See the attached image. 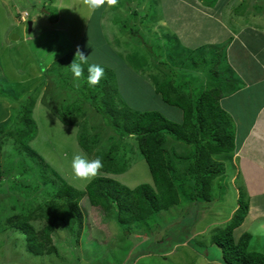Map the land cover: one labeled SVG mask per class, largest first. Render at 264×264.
Returning a JSON list of instances; mask_svg holds the SVG:
<instances>
[{
    "label": "rangeland",
    "instance_id": "1",
    "mask_svg": "<svg viewBox=\"0 0 264 264\" xmlns=\"http://www.w3.org/2000/svg\"><path fill=\"white\" fill-rule=\"evenodd\" d=\"M186 2L211 15L189 11L192 8ZM47 11L55 17V24ZM28 22L32 23L30 33ZM214 23L221 25L216 27ZM192 30L208 32L214 36L212 40L210 35L200 37L211 42L220 34L222 39L230 34L232 42L227 38L221 48L190 46L188 51L185 43L189 41L179 38L178 33ZM78 50L88 57L82 65L83 76L74 79L70 64L73 60L79 62V57H75ZM259 54L264 57V0H117L115 6L105 4L95 11L87 0H0V190H9L13 183L30 186L23 196L17 190L0 193V264H208V259L217 257L218 250L222 260L226 256L217 245L209 246V250L206 247L210 237L233 218L239 201L247 208L253 204L257 208L251 210V215L247 213V219L244 217L233 231V238L251 235L248 250L264 255V232H257V227L264 224V197L250 198L238 171L240 160L235 161L234 154L213 157L222 164L223 174L210 183L211 204L198 201L186 208L183 204L173 207L161 212L158 218L161 223L151 227L130 223L125 214L118 220L114 219V212L104 217L85 197L79 203L82 225H74L72 231L55 228L51 232L55 252L33 256L22 234H15L8 222L16 215L41 214L46 201L44 192L54 191L60 184L51 169L74 189L85 190L90 181L76 178L71 168L72 158L77 154L95 159L79 147L82 137L93 154L101 157L116 148L115 167H125L122 175L99 172L102 175L97 177L109 178L130 189L152 186L136 137H120L88 104L85 85L89 65L104 68L100 83L91 86L99 95L106 84L113 83L119 107L133 112L157 111L180 123L181 112L167 106L156 94L157 88L170 81L179 88L178 96L180 92L190 94L191 90L196 95L215 84L223 90L232 87L234 81L241 86L243 79L231 75L238 76L248 63L257 62ZM252 56L254 60L250 61ZM248 69L254 70L251 66ZM187 74L195 77V81L200 80L184 85L189 80L181 78ZM245 94L236 98L241 100L240 104ZM231 97L225 107L231 104ZM30 100L36 135L28 144L43 161L34 159L35 166L17 177L20 172L17 161L24 163V159L12 151L14 144L8 140L20 128L22 106L25 102L27 106ZM260 100L241 111V117L226 108L235 117L236 120L231 116L240 134L247 128L244 125L252 119L253 106ZM67 109L73 112L63 117ZM163 149L173 168L188 177L192 148L168 139ZM247 182L249 187L254 186V181ZM44 223L36 222L35 229H42ZM198 231L201 237H196ZM185 242H190V248H185L186 244L179 247Z\"/></svg>",
    "mask_w": 264,
    "mask_h": 264
},
{
    "label": "trees",
    "instance_id": "2",
    "mask_svg": "<svg viewBox=\"0 0 264 264\" xmlns=\"http://www.w3.org/2000/svg\"><path fill=\"white\" fill-rule=\"evenodd\" d=\"M48 14L51 15L49 12ZM51 17V22L55 24V17L51 15L48 18ZM184 78L189 80L184 82V85H188L193 77L187 74L181 79ZM85 88L88 104L106 119L108 125L114 128L120 137H136L139 154L147 165L153 184L129 189L109 178L97 177L81 192L68 185L45 164L60 184L54 191L44 192L46 201L43 204L45 207L40 209L41 214L16 215L13 221L8 220L11 222L9 228L17 235L22 234L26 248L33 256H44L55 252L51 246L53 235L51 232L55 228L63 227L72 231L74 225L79 227L82 225L79 203L85 197L94 210L100 209L103 212L104 217L114 212V219L118 220L119 216L125 214L130 223L148 225L161 223L158 219L160 213L173 207L188 206L198 201L208 204L209 192L212 191L211 182L223 174L222 164L214 161L213 157L233 155L240 148L241 143L236 142L235 127L231 117L219 105L222 92L218 87L211 86L196 95H192L193 90L187 95L180 92L178 96L176 93L179 88L173 87L170 81L164 82L163 87L157 88L155 92L160 95L161 100L167 106L181 112L180 123L168 120L157 111L133 112L128 108L119 107L116 100L117 90L113 83L104 86L102 96L91 86L85 85ZM26 103L22 106L24 116L20 130L18 129L8 140L14 144L12 151H16L17 155L24 159V163L17 161L20 165L17 177L27 174L35 166L34 159H38L40 163L43 161L28 144L36 135V127L35 121L31 118L33 102L30 100L27 106ZM72 112V109H67L62 113L63 117H68ZM168 139L192 148L193 162L188 177L179 174L168 160L163 149ZM78 145L88 156L101 158L103 168L100 172L111 175H121L125 172V167H115L113 155L116 148L113 147L108 154L101 157L93 154L83 137L78 141ZM26 163H29L28 166ZM28 187L30 186L24 187L13 183L9 190H13L12 192L17 190L23 196ZM9 190L2 188L0 193ZM247 213V206L239 201L233 218L227 222L225 228L218 230L209 239V246L217 245L223 249V254L226 255L223 257L225 264H264V255L248 251L251 235L243 234L238 239L233 238V231L243 223ZM40 221L45 222L42 229H35L34 224ZM209 246L206 247L208 250Z\"/></svg>",
    "mask_w": 264,
    "mask_h": 264
},
{
    "label": "crops",
    "instance_id": "3",
    "mask_svg": "<svg viewBox=\"0 0 264 264\" xmlns=\"http://www.w3.org/2000/svg\"><path fill=\"white\" fill-rule=\"evenodd\" d=\"M186 3L188 6H190L192 8V9L187 8L189 11H192V12L196 11V14H198V15L204 14L207 17H209L211 15V13H209L207 11L206 12L203 11L201 9V7H196L195 5H193L190 2L189 3L191 5H189L188 2H186ZM184 9H183V11H184ZM188 21H189V23L190 22L192 23V20L188 19ZM205 24L209 25L210 22H205ZM214 24L216 25V27H219L221 25V23H214ZM211 28H213V26ZM221 31H223V30H221ZM178 34H179V38H183V39L185 38L187 41H189V43H185V46H188L187 47L188 51L191 48L190 46H195L196 48L200 47V46H217V48H221L222 47L221 45L225 44V42L231 38L230 34H228L229 36H227L225 39H222L223 34H220L219 36L215 37V39H214L215 41L213 40L211 42V41H209V38L207 39V41H205L204 38L202 39L200 37L202 34L209 36L210 34L208 32L197 33V32H193V30H192V31H188V32L186 31V33L180 32ZM210 36H211L210 40H212L214 38V36H212V35H210ZM230 41H231V39L229 40V42ZM179 47L183 48L182 45H179ZM194 50H191V51L193 52ZM181 54H185V53L181 52ZM243 60H244V58H243ZM249 60L250 61L254 60V56L250 57ZM201 62H203V61H201ZM203 63H201V64H203ZM250 66L254 68L253 72L248 69ZM250 76H251L250 81H248V78ZM231 77L232 78H234V77L240 78L241 77L243 79L245 85L242 84L241 86H238V82L234 81L233 86L232 87H226V90H223L222 88H220L216 84L213 85L214 87H218V88L222 89V91H221L222 93L220 96L221 100L219 99V101H220L219 105L224 111H226V108L229 107V109L234 113L235 116L241 117L242 116V114H240L241 111H245L248 108H250L251 107L250 105L253 104L256 99H261L255 106H253L254 107L253 108L254 109L253 117L250 120V122L248 123V125H244L247 128L241 134L239 133V131L237 129L238 125L236 123H234L232 118L231 119H232V124L235 127V132L238 135L236 138V142L239 143L238 141H240V143H241V144L239 143L240 148L234 154V156L236 158L235 161H237V159L240 160V163H239L240 165H239L238 171L243 176V179H244L245 185H246V189L249 190L251 193L250 198L254 199V198L264 197V57H262L260 55L259 58L257 59V62L253 63L251 61L250 63L247 64V67L245 69H243L241 71V73H239L238 76H234V74H233V75H231ZM195 80H196V78L193 77L192 82ZM198 80H200V79L197 78V81ZM197 81H195V82H197ZM251 86L253 89V90L251 89L252 91L250 90ZM244 92L246 93L244 95L245 99L242 101V104H240L241 100L240 99L236 100V98L240 97V95H242ZM229 96H232L231 102H230L231 104H226V107H225V103L228 101ZM226 112L228 113V115L230 117L233 116L229 111H226ZM234 119H235V117H234ZM98 175H102V174L99 173ZM249 180L254 181L253 187H249L248 182H247ZM209 204H211V203H209ZM186 207L187 206H184V208H186ZM208 207L206 210H208ZM256 208H257L256 204L251 205V207L248 210V214L251 215V210L256 209ZM247 217H246V219H247ZM151 226L152 225H150L149 227H151ZM189 234H190L189 235L190 239H192V237L194 235L192 234V232ZM195 235H197L196 237H199V236L201 237L200 231L196 232ZM209 243H210V241H209ZM178 246H176V247H178ZM182 246H184L185 248L186 247L190 248V242H185L184 244L182 243V244H180L179 247L182 248ZM207 246H209V244H207ZM218 251H219V253L217 252V255H215L217 257L213 258L214 260L208 259L209 260L208 264H220L222 262H223V264H225L224 258L222 260V258L220 256L221 251L220 250H218ZM250 252H253V251H250Z\"/></svg>",
    "mask_w": 264,
    "mask_h": 264
},
{
    "label": "clouds",
    "instance_id": "4",
    "mask_svg": "<svg viewBox=\"0 0 264 264\" xmlns=\"http://www.w3.org/2000/svg\"><path fill=\"white\" fill-rule=\"evenodd\" d=\"M87 3L88 6L93 11H95L105 4H107L108 6H115L117 4V0H87ZM24 17H27V13L25 12ZM76 56L79 57V62L73 60V62L70 64V70L73 74L74 79L83 76L84 68L82 65L87 63L88 57H86L79 50L77 51L75 57ZM87 71L88 75L86 79L89 86L98 85L100 83L101 78L105 74L104 68L95 64L89 65ZM71 168L76 178L91 181L93 178L97 177L100 172V169L103 168V163L101 158L99 157L93 160H89L86 156L77 154L72 158ZM257 232H264V224H261L257 227Z\"/></svg>",
    "mask_w": 264,
    "mask_h": 264
},
{
    "label": "water",
    "instance_id": "5",
    "mask_svg": "<svg viewBox=\"0 0 264 264\" xmlns=\"http://www.w3.org/2000/svg\"><path fill=\"white\" fill-rule=\"evenodd\" d=\"M27 26H28V31L29 33L31 32V26H32V23L31 22H28L27 23ZM15 38V36H13V39Z\"/></svg>",
    "mask_w": 264,
    "mask_h": 264
}]
</instances>
